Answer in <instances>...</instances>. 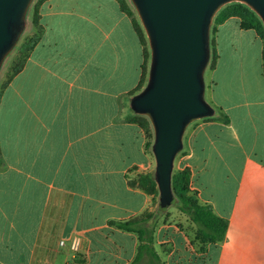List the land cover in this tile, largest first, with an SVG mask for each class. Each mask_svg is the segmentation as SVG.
I'll use <instances>...</instances> for the list:
<instances>
[{"label": "crops", "instance_id": "obj_1", "mask_svg": "<svg viewBox=\"0 0 264 264\" xmlns=\"http://www.w3.org/2000/svg\"><path fill=\"white\" fill-rule=\"evenodd\" d=\"M39 24L0 91V264H264V41L255 31L237 17L218 25L208 104L228 120L192 123L175 159L197 202L226 222L212 243L177 206L148 218L153 195L136 180L153 156L135 114L121 113L145 57L132 16L117 0H45ZM134 218L150 249L116 224Z\"/></svg>", "mask_w": 264, "mask_h": 264}, {"label": "water", "instance_id": "obj_2", "mask_svg": "<svg viewBox=\"0 0 264 264\" xmlns=\"http://www.w3.org/2000/svg\"><path fill=\"white\" fill-rule=\"evenodd\" d=\"M149 48L145 86L129 99V108L145 116L152 129L153 180L157 214L176 197L171 179L183 138L194 122L216 114L205 101L204 73L213 19L227 4L238 2L252 10L264 28V0H128ZM33 0H0V68L26 29Z\"/></svg>", "mask_w": 264, "mask_h": 264}, {"label": "trees", "instance_id": "obj_3", "mask_svg": "<svg viewBox=\"0 0 264 264\" xmlns=\"http://www.w3.org/2000/svg\"><path fill=\"white\" fill-rule=\"evenodd\" d=\"M45 0H33L28 15H30V22L33 28L32 34L28 37L24 38L20 41L16 49L18 51V56L16 61H14V65L12 67V71L9 74L6 81L2 84V88L6 86V84L11 80V78L18 73L24 66L26 58L29 55V52L36 45L39 40L40 33V24H39V7ZM120 8L126 14L132 16L134 27L137 33L140 36V39L145 47V57L144 63L142 65V75L136 89L131 93V95L139 92L146 84L147 73L149 69V48L147 45V40L145 38L143 29L138 21L136 13L128 0H117ZM230 17H237L239 19V25L243 29H252L255 33L264 41V28L257 17V15L250 10L246 5L238 2H233L222 7L218 13L215 15L213 19V24H220L224 22L226 19ZM215 33L216 28L212 25L210 30V39H209V49H210V58L208 67L210 69L214 68L215 61L217 58L216 48H215ZM1 88V89H2ZM1 91V90H0ZM216 111V110H215ZM217 114V117H216ZM212 117L204 118H220L224 121H227L226 115L221 112H217ZM131 121L136 122L138 126L143 130L147 141L146 147L151 148V142L148 137H152L151 126L149 124L148 119L145 116L134 115L131 118ZM183 150L179 153L181 154ZM190 182V171L187 168L183 169H174L171 179L172 190L176 197L175 205L185 214L188 215L190 220L197 226V233L204 241L208 242H217L222 240L225 229L226 222L215 216L211 209L208 206L200 205L197 202V198L194 193H191L189 188ZM137 185L142 188L148 194H156L157 189L155 182L153 180V176L151 172L140 174L136 180ZM156 212L148 215V218L156 217ZM138 219L134 218L124 222L116 223L118 227L128 230L134 231L138 234V238L140 244L138 245V250L147 248L150 249L152 238L148 234V230L145 228H141L138 225ZM155 257V255H154Z\"/></svg>", "mask_w": 264, "mask_h": 264}, {"label": "rangeland", "instance_id": "obj_4", "mask_svg": "<svg viewBox=\"0 0 264 264\" xmlns=\"http://www.w3.org/2000/svg\"><path fill=\"white\" fill-rule=\"evenodd\" d=\"M30 15H27V26H26V29L25 31L23 32V34L21 35L18 43L20 41H22L24 38L28 37L30 34H32L33 32V28H32V25H31V22H30ZM139 21V20H138ZM232 24L234 23L233 21L231 22ZM216 30H217V27L219 24H212ZM221 39H222V36H221ZM17 46V45H16ZM220 47L222 49L225 48V44H224V41L222 40L221 41V44H220ZM216 48V46H215ZM18 56V51L16 49V47L12 50V52L6 57V59L4 60L3 64H2V67L0 68V90L2 88V84L6 81V79L8 78L9 74L11 73L12 71V67L14 65V61H16V58ZM209 63V62H208ZM214 76V73H211V69L208 67L207 65V68L205 70V73H204V82H205V87H206V91H205V94H204V98H205V101L208 103H211L210 101L212 100V92L208 89V86H209V81L210 79ZM122 110H121V113L123 115L125 114H129V115H132V111L130 110L129 108V102L127 104L126 102V99L123 97L122 98ZM190 128H187V130H189ZM151 132H152V129H151ZM185 135V134H184ZM150 142L152 143V139H153V135L152 137H148ZM151 149V148H149ZM175 169V168H174ZM153 170H154V161H153V164H152V169L149 171L151 173H153ZM148 173V172H147ZM153 195V199H154V204H155V210L157 208V201H158V196L154 193L152 194ZM174 206H176L175 204L171 205L170 207L173 208Z\"/></svg>", "mask_w": 264, "mask_h": 264}]
</instances>
